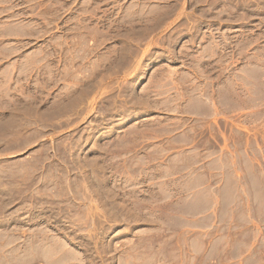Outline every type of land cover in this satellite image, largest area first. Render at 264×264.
Returning a JSON list of instances; mask_svg holds the SVG:
<instances>
[{"label": "rangeland", "instance_id": "obj_1", "mask_svg": "<svg viewBox=\"0 0 264 264\" xmlns=\"http://www.w3.org/2000/svg\"><path fill=\"white\" fill-rule=\"evenodd\" d=\"M189 141L235 159L247 253L176 231ZM0 264H264V0H0Z\"/></svg>", "mask_w": 264, "mask_h": 264}, {"label": "crops", "instance_id": "obj_2", "mask_svg": "<svg viewBox=\"0 0 264 264\" xmlns=\"http://www.w3.org/2000/svg\"><path fill=\"white\" fill-rule=\"evenodd\" d=\"M177 137L174 131L172 138ZM160 168L164 175L159 185L171 205L170 218L179 223L176 231L187 246L208 253L211 247L225 246L235 239L245 246L241 254L249 251V217L241 205L233 157L193 147L189 141L173 146ZM175 228L173 225V231ZM232 230L238 231L237 236Z\"/></svg>", "mask_w": 264, "mask_h": 264}]
</instances>
